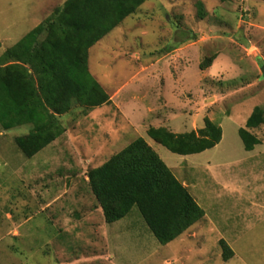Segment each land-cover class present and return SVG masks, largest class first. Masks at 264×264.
<instances>
[{
  "label": "rangeland",
  "instance_id": "obj_1",
  "mask_svg": "<svg viewBox=\"0 0 264 264\" xmlns=\"http://www.w3.org/2000/svg\"><path fill=\"white\" fill-rule=\"evenodd\" d=\"M66 1L55 0L50 12L48 0H0V56ZM209 58L212 67L201 70ZM263 69L264 0L146 2L91 52L93 76L115 101L129 100L121 112L62 116L66 133L31 159L14 141L30 126L0 130V264H264V126L253 131L261 141L253 152L238 133L255 107L264 110ZM141 106L133 119L130 109ZM206 118L223 138L200 154H174L147 134L198 131ZM138 138L205 211L168 245L137 207L107 224L88 185L89 170Z\"/></svg>",
  "mask_w": 264,
  "mask_h": 264
},
{
  "label": "trees",
  "instance_id": "obj_2",
  "mask_svg": "<svg viewBox=\"0 0 264 264\" xmlns=\"http://www.w3.org/2000/svg\"><path fill=\"white\" fill-rule=\"evenodd\" d=\"M148 1L67 0L0 56V130L31 127L28 134L14 138L26 158L35 157L66 133L62 116L113 104L90 71L91 52ZM197 6L199 18L204 19L203 4ZM213 62L214 58L206 59L200 69L211 68ZM261 126L264 110L257 106L238 132L247 152L261 144L253 133ZM147 134L182 156L213 149L223 138L222 128L208 118L198 131L175 134L150 128ZM87 177L107 224L124 219L137 207L161 245L177 240L205 217L188 188L143 138L89 170ZM221 246L224 260H230L232 250L223 241Z\"/></svg>",
  "mask_w": 264,
  "mask_h": 264
},
{
  "label": "crops",
  "instance_id": "obj_3",
  "mask_svg": "<svg viewBox=\"0 0 264 264\" xmlns=\"http://www.w3.org/2000/svg\"><path fill=\"white\" fill-rule=\"evenodd\" d=\"M53 2H55V0H48V2H47V4H46V7H49V11L51 12L52 11V9L56 6V5H53L54 3ZM49 12V13H50ZM51 14V13H50ZM49 14V15H50ZM33 29H31L30 31H32ZM29 31V32H30ZM28 32V33H29ZM22 39V38H21ZM137 86L139 85V82H137V83H135ZM147 84V83H146ZM146 88L147 89H149L150 88V86L147 84L146 85ZM154 88H157L156 86L154 87ZM148 90H143V91H139L138 93L139 94H145V95H148L149 93H150V91L148 92V93H146ZM152 92V91H151ZM133 93V92H132ZM134 94V93H133ZM142 97V96H141ZM135 99V100H138L137 99V97L135 98L134 96H132L131 97V99ZM111 99H112V103L113 104H111V105H104V106H102V107H110V106H116V109L117 110H119L120 112H121V108H120V106L122 105V104H124V103H126L127 101H129V100H123L122 98L120 99L119 98V102H117V101H115L114 100V97H111ZM117 100H118V98H116ZM143 105V104H142ZM102 107H100V108H102ZM143 109H145V111H146V106H141V107H138V109H134V108H131L130 109V115H131V117H133V119H135V118H138V115H142V114H144V110ZM136 110H138V112L135 114V111ZM149 111H151V110H149ZM122 114V113H121ZM124 116V115H123ZM124 118H126V119H128L129 117H125L124 116ZM129 121V120H128ZM130 124V126L132 127V128H134V124H131V123H129ZM193 126H196V125H193ZM176 127H178V129H179V126H176ZM193 130H195V127H193L192 129H191V131L190 132H192ZM177 131V130H176ZM174 133V132H173ZM175 134H181L180 132H178V133H175ZM254 151V150H253ZM252 151V152H253Z\"/></svg>",
  "mask_w": 264,
  "mask_h": 264
},
{
  "label": "water",
  "instance_id": "obj_4",
  "mask_svg": "<svg viewBox=\"0 0 264 264\" xmlns=\"http://www.w3.org/2000/svg\"><path fill=\"white\" fill-rule=\"evenodd\" d=\"M263 74H264V69L262 70Z\"/></svg>",
  "mask_w": 264,
  "mask_h": 264
}]
</instances>
